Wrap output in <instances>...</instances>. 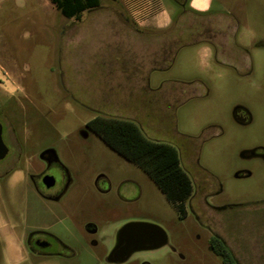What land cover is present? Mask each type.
Wrapping results in <instances>:
<instances>
[{
  "label": "rangeland",
  "instance_id": "obj_1",
  "mask_svg": "<svg viewBox=\"0 0 264 264\" xmlns=\"http://www.w3.org/2000/svg\"><path fill=\"white\" fill-rule=\"evenodd\" d=\"M100 1L77 24L49 0H0V264H108L132 222L166 241L124 264H220L211 235L238 264H264V0H210L197 16L164 0L175 23L163 54L122 23L117 0ZM148 69L159 93L145 91ZM103 114L177 149L192 183L184 214L86 126ZM46 150L66 177L43 194L14 159ZM33 231L64 248L52 241L57 256L31 257Z\"/></svg>",
  "mask_w": 264,
  "mask_h": 264
},
{
  "label": "trees",
  "instance_id": "obj_2",
  "mask_svg": "<svg viewBox=\"0 0 264 264\" xmlns=\"http://www.w3.org/2000/svg\"><path fill=\"white\" fill-rule=\"evenodd\" d=\"M65 18L79 22L85 11L100 6V0H49ZM116 1V0H113ZM111 149L141 168L156 184L179 214H184V201L192 191L189 176L180 166L177 149L165 142L146 138L139 126L126 119L96 116L86 123ZM209 250L220 264H238L232 252L217 235H211Z\"/></svg>",
  "mask_w": 264,
  "mask_h": 264
},
{
  "label": "crops",
  "instance_id": "obj_3",
  "mask_svg": "<svg viewBox=\"0 0 264 264\" xmlns=\"http://www.w3.org/2000/svg\"><path fill=\"white\" fill-rule=\"evenodd\" d=\"M123 10L126 12L128 20H125L124 24H127L131 29L135 30L134 32L140 35L141 42L144 38H153L157 39V43H152L144 45L147 51H150L153 45L162 44L161 48L158 46V51L160 50L163 54L166 44L165 33L169 31L170 28L174 26V21L171 16V13L164 6V0H117ZM173 3L181 7L182 12H186L192 15H203L201 13H206L210 9V0H182L181 3H178L176 0H172ZM82 22H75L80 24ZM127 27V26H126ZM132 32V33H134ZM176 36H174L175 38ZM175 40V39H173ZM172 42V41H171ZM154 48V47H153ZM163 56V57H162ZM161 58H164L162 55ZM220 54H216V59H221ZM161 66L157 68H152V70H159ZM151 70V69H150ZM149 69L147 70L148 76ZM104 116V114H103ZM135 123L137 121L131 120Z\"/></svg>",
  "mask_w": 264,
  "mask_h": 264
},
{
  "label": "flooded vegetation",
  "instance_id": "obj_4",
  "mask_svg": "<svg viewBox=\"0 0 264 264\" xmlns=\"http://www.w3.org/2000/svg\"><path fill=\"white\" fill-rule=\"evenodd\" d=\"M147 82H148V78H146V82H145V87H146L145 91L147 92L148 95L152 91L158 92V93L161 91V89H162L161 87L156 89V90H149ZM147 105H149L148 101H147ZM147 115L149 116L150 112ZM7 156H8V151H7V154L5 157H7ZM5 157L3 159H5ZM35 159H36V161H35ZM17 161H19L18 164L22 166L21 169L24 170L25 175H29L28 173L33 172V171L36 172L35 175H30V176H31V179L34 182L36 188H38L39 191H41L43 194L44 193L46 194L57 183H60L62 186L64 185L65 177H66L64 169L57 162L55 155L51 151H48V150L43 151L40 154H38L35 158L27 157L23 154L16 153L14 162H17ZM24 162H26V163H24ZM47 184H49V186ZM44 197L47 199H49V198L55 199L57 197V195H54V196L44 195ZM126 224H124L123 226H125ZM120 229H119V231H120ZM88 231L90 233H92L95 231V229L93 226H90L88 228ZM119 231H118V233H119ZM118 233H117L116 241L112 245L111 250H113L116 247V245L118 244ZM52 241L54 242V244H56V246H61L64 248V246L55 237H53V236H51V235H49L43 231H33L32 233H30V235L28 237L26 247H27L28 251L30 252V256L33 258H52V257H55L58 255L52 249V247H53ZM111 250H110V252H111ZM133 252H135V251H133ZM133 252H131L129 254V256L122 262L108 261V259H107L108 255H109V253H108V255L106 257V262L108 264H124Z\"/></svg>",
  "mask_w": 264,
  "mask_h": 264
},
{
  "label": "water",
  "instance_id": "obj_5",
  "mask_svg": "<svg viewBox=\"0 0 264 264\" xmlns=\"http://www.w3.org/2000/svg\"><path fill=\"white\" fill-rule=\"evenodd\" d=\"M8 148L2 140L0 124V160L7 154ZM49 186V184H47ZM166 241L165 233L158 226L132 222L123 226L118 233V244L108 255V261L122 262L131 252L142 249H153Z\"/></svg>",
  "mask_w": 264,
  "mask_h": 264
}]
</instances>
